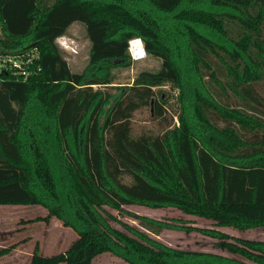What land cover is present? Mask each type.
Wrapping results in <instances>:
<instances>
[{
    "label": "trees",
    "instance_id": "16d2710c",
    "mask_svg": "<svg viewBox=\"0 0 264 264\" xmlns=\"http://www.w3.org/2000/svg\"><path fill=\"white\" fill-rule=\"evenodd\" d=\"M74 22L95 66L80 72L56 43ZM135 37L160 65L112 84L107 62L128 64ZM31 44L37 72L23 78L0 61V205H42L44 220L77 236L55 254L35 248L28 264H93L103 252L129 264H264V240L123 208L264 226V0H0V60ZM142 107L159 128L134 131ZM104 205L154 234L207 232L247 261L173 248L135 225L121 231Z\"/></svg>",
    "mask_w": 264,
    "mask_h": 264
},
{
    "label": "rangeland",
    "instance_id": "374dc122",
    "mask_svg": "<svg viewBox=\"0 0 264 264\" xmlns=\"http://www.w3.org/2000/svg\"><path fill=\"white\" fill-rule=\"evenodd\" d=\"M56 43L71 71L80 72L87 68L95 67L89 64L90 42L85 35L81 23L74 22L71 24L67 31L56 39ZM128 44V64L121 65L115 61L107 62L110 64L108 74L113 75L114 82L112 84L132 82L139 71H153L160 65V59L147 54L145 50L143 54H139V57H136L130 49V43ZM26 50H38V48L35 44H31ZM102 72L105 73L104 71ZM97 74L100 75V72L97 71ZM94 88H96V85H94ZM162 88L166 93L175 94L176 92L175 89L172 90L169 86H163ZM105 89L110 92L114 91L112 86H107ZM170 101V104H173V99H170ZM152 117L153 114L149 107H142L134 111L132 117L134 131L145 128H159L158 126L160 124H157L156 120L151 119ZM103 207L115 216L113 220L108 219L113 227L127 233L128 231L124 228L123 224L135 225L140 228L132 216L107 205ZM123 208L127 211L139 215H146L158 220L171 221L173 223H181L182 220L183 223L181 224L186 226L205 230H220L230 236L264 240V226L245 229L220 226L216 225L210 219L186 214L171 206L149 207L140 204H127ZM45 216H47V209L39 204L0 205V250H7L5 253L0 254V264H28L35 248L42 255L55 254L67 248L69 243L77 236L76 231L72 227L62 224L55 216L49 217L47 221L43 219ZM142 230L148 236L173 248L212 253L247 261L239 255L219 248L216 244L217 238L207 232L194 229L186 232L180 229L164 228L158 234H154L150 231ZM93 264L129 263L112 252H103L93 259Z\"/></svg>",
    "mask_w": 264,
    "mask_h": 264
},
{
    "label": "built area",
    "instance_id": "2783aa9c",
    "mask_svg": "<svg viewBox=\"0 0 264 264\" xmlns=\"http://www.w3.org/2000/svg\"><path fill=\"white\" fill-rule=\"evenodd\" d=\"M38 57V50H25L22 53L8 54L6 57H2L0 61L2 64H6L15 74L25 78L30 73H35L40 69L37 64H34Z\"/></svg>",
    "mask_w": 264,
    "mask_h": 264
},
{
    "label": "bare ground",
    "instance_id": "6f19581e",
    "mask_svg": "<svg viewBox=\"0 0 264 264\" xmlns=\"http://www.w3.org/2000/svg\"><path fill=\"white\" fill-rule=\"evenodd\" d=\"M129 43H130V49L136 57H139V54L144 53L143 44L139 37L130 39Z\"/></svg>",
    "mask_w": 264,
    "mask_h": 264
}]
</instances>
